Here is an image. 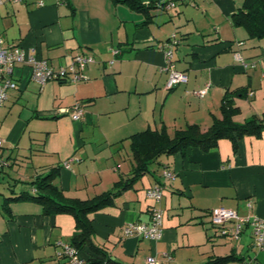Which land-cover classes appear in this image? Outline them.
<instances>
[{"label":"crops","instance_id":"obj_1","mask_svg":"<svg viewBox=\"0 0 264 264\" xmlns=\"http://www.w3.org/2000/svg\"><path fill=\"white\" fill-rule=\"evenodd\" d=\"M137 1L146 12L119 0L0 4L5 46L18 44L56 69L78 53L96 59L77 82L40 85L29 65L14 67L18 86L0 105V156L11 165L0 176L13 177L15 189L32 191L24 181L57 167L54 181L67 196L86 199L107 191L131 173L130 135L162 126L172 133L189 123L207 128L220 116L228 89L244 90L235 97V121L264 113V37L250 38L231 18L243 0H173L169 8L162 5L169 0ZM173 33L179 40L173 61L188 78L168 88L159 47ZM252 62L254 67L247 65ZM206 84L199 97L195 91ZM76 102L84 109L81 119L59 111ZM165 169L175 177L165 179ZM158 183L163 195L156 202L146 191ZM154 206L163 210L160 239L124 234L130 222L148 223ZM216 206L264 216V130L239 139L236 150L222 138L211 151L190 146L185 153L162 154L131 188L90 213L93 241L109 260L102 264H146L147 255L161 264H206L231 254L237 258L216 264L252 258L264 264V248L252 246L249 227L237 239L219 233L209 215ZM9 209L0 204V264H72L59 254L60 242H70L76 231L72 214H44L31 200L13 201ZM94 254L85 245L77 255L83 264Z\"/></svg>","mask_w":264,"mask_h":264},{"label":"trees","instance_id":"obj_2","mask_svg":"<svg viewBox=\"0 0 264 264\" xmlns=\"http://www.w3.org/2000/svg\"><path fill=\"white\" fill-rule=\"evenodd\" d=\"M119 1L127 2L132 8L143 12L147 11V7L137 0ZM231 18L235 26H243L247 30L250 38L264 37V0H243ZM239 95H244L243 88L228 89L224 93L220 104V116H213V121L207 128H202L197 123H189L175 129L172 133L162 126L160 129H145L130 135L128 138L132 161L131 173L127 177H120L107 191L86 199L67 196L54 181L57 176V167H51L47 172L38 174L30 181H24L29 183L32 191L15 189L16 182L9 180L13 178L10 177L7 184L13 193L3 198L2 209L9 213L11 202L31 200L41 206L44 214L61 212L72 214L76 231L69 242L70 245L77 252L83 246L89 245L95 252L90 258L84 259L83 264L107 263L109 260L106 259V251L93 241L94 229L89 214L112 203L116 196L131 188L136 180L149 171V166L157 162L162 154L185 153L190 146L211 151L217 147L218 140L222 138L229 139L233 149L236 150L238 140L245 135L259 136L264 130V113L254 114L243 122H237L233 118L239 109L235 102V97ZM3 159L7 164L0 168V172L8 173L6 168L11 164L8 157ZM231 257L237 258L235 254H231L216 258L206 264L221 263Z\"/></svg>","mask_w":264,"mask_h":264},{"label":"built area","instance_id":"obj_3","mask_svg":"<svg viewBox=\"0 0 264 264\" xmlns=\"http://www.w3.org/2000/svg\"><path fill=\"white\" fill-rule=\"evenodd\" d=\"M4 0H0V4ZM18 2L20 0H10ZM42 0H39V4H42ZM175 2L169 0L165 3L167 8L173 7ZM179 42L175 33H173L166 41L160 45V49L163 50L167 60L166 68L169 71V77L167 80V87L170 88L178 83L186 82L187 75L184 71L178 70L175 67L173 61V46ZM118 49H112V53L116 54ZM95 57L91 54H76L72 57L69 64L60 66L57 69L52 67L48 61L44 58H38L32 54L31 51H27L18 44L5 46L2 43L0 37V105H2L8 98V91L10 89L17 88L18 83L13 77V69L19 64L29 65L32 70L31 76L40 85L51 79H65L71 82H77L81 80L83 70L92 62H95ZM251 67L256 65V62L247 64ZM209 84L195 91L199 97H203L207 93ZM61 113H69L70 116L79 120L84 116V109L80 103L76 102L70 107L59 108ZM2 145V139L0 138V146ZM64 162L65 166H69L70 160ZM7 164L6 160L0 157V168ZM162 176L165 179H173L175 173L173 171L165 169L162 172ZM147 195L159 201L163 195V186L158 183L147 188ZM211 221L218 231L223 236H229L237 239L240 237L245 227L250 228L252 237V246L258 250L264 248V216L247 215L241 216L234 209L224 206H216L210 209ZM162 221L163 210L160 207L154 206L151 211V218L148 223L145 222H130L124 226L125 235H136L145 237L151 240H158L162 235ZM62 249L59 252L69 259L72 264H81L82 259L78 257L77 250L70 245L69 242H60ZM146 264H161V262L154 255H147L145 257ZM247 264H256L252 258L248 260Z\"/></svg>","mask_w":264,"mask_h":264},{"label":"rangeland","instance_id":"obj_4","mask_svg":"<svg viewBox=\"0 0 264 264\" xmlns=\"http://www.w3.org/2000/svg\"><path fill=\"white\" fill-rule=\"evenodd\" d=\"M8 179H9V177H7L5 175H3V176L1 175L0 176V204L3 201V198L10 194L9 190H8V184H7V180Z\"/></svg>","mask_w":264,"mask_h":264}]
</instances>
